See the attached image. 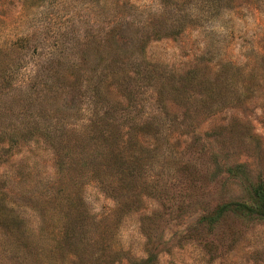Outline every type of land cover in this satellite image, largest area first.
I'll return each instance as SVG.
<instances>
[{
  "label": "rangeland",
  "instance_id": "1",
  "mask_svg": "<svg viewBox=\"0 0 264 264\" xmlns=\"http://www.w3.org/2000/svg\"><path fill=\"white\" fill-rule=\"evenodd\" d=\"M259 178L264 0H0V264H264Z\"/></svg>",
  "mask_w": 264,
  "mask_h": 264
},
{
  "label": "trees",
  "instance_id": "2",
  "mask_svg": "<svg viewBox=\"0 0 264 264\" xmlns=\"http://www.w3.org/2000/svg\"><path fill=\"white\" fill-rule=\"evenodd\" d=\"M242 164L229 169V176L243 181ZM247 196L244 200H226L206 213H203L198 221L199 226L211 228L224 220L226 216H233L241 220L264 221V181L259 178L251 187L246 188Z\"/></svg>",
  "mask_w": 264,
  "mask_h": 264
}]
</instances>
